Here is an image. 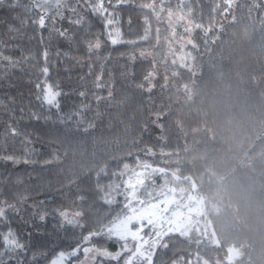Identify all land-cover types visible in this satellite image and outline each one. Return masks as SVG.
Returning <instances> with one entry per match:
<instances>
[{"label": "trees", "instance_id": "1", "mask_svg": "<svg viewBox=\"0 0 264 264\" xmlns=\"http://www.w3.org/2000/svg\"><path fill=\"white\" fill-rule=\"evenodd\" d=\"M95 3L67 0L44 28L31 0L0 5V53L15 62L0 65V203L15 206L0 232L25 245L21 264H47L122 213L123 197L108 205L101 190L146 163L164 170L157 188L192 180L219 208L220 245L169 234L152 264H264V0H103V15ZM45 83L59 109L38 98Z\"/></svg>", "mask_w": 264, "mask_h": 264}, {"label": "snow or ice", "instance_id": "2", "mask_svg": "<svg viewBox=\"0 0 264 264\" xmlns=\"http://www.w3.org/2000/svg\"><path fill=\"white\" fill-rule=\"evenodd\" d=\"M5 0H0V5H3ZM19 0H16L18 5ZM68 7L67 0H31V10H38V15L35 23L39 28L45 27L46 19H49V14L54 13L55 16H63V9ZM92 11L103 15L107 12L104 7L103 0H96L95 4L91 5ZM73 13L76 12L75 8H72ZM82 17L75 16L73 22L80 24ZM107 19V17H106ZM112 21L108 19L110 24ZM188 31V29H185ZM61 36L67 37V33L60 32ZM207 34V33H206ZM111 35V34H110ZM119 36V33H116ZM112 43H116V39L112 40ZM89 51L93 48L99 49L100 43L97 41L94 45L89 44ZM195 47V45H193ZM45 58L47 52L44 53ZM8 60L9 66H14L15 62L9 57H4L0 53V65H3L4 60ZM42 72L47 75L48 68L45 66ZM40 88V85H37ZM43 95L38 97L42 103L47 104L50 107L59 109L58 97L60 93L54 91L50 84L45 83L43 88ZM83 95V93H81ZM73 116H77L76 127L82 122L83 117L80 113H72ZM62 123H69L70 119L64 116L60 117ZM87 129H85L86 131ZM15 134V130H13ZM7 159H13L11 156ZM138 171L129 172V166L124 165V172L119 174L113 173V175L123 176L128 173L127 178L123 181V184L109 183L104 189L101 190V195L104 203L111 205L115 202V197L121 195L123 197V211L113 218L109 224L103 225L98 232H90L86 236L81 237L80 243L72 247L69 251H60L54 258H51L49 264H69L73 258H76L75 264H98V258H105L108 260H119L124 253L128 255L123 260V264H152L155 250L159 247L160 238L164 233L165 227L170 224L169 202L170 190L167 187L158 191H149L152 187L151 183L146 184V181H150L152 174L158 173L164 177L165 173L163 169L155 168L150 164L139 165ZM100 174L107 175V168L101 167L97 172V177ZM14 205L6 203H0V222L4 221L6 213L9 209H13ZM59 215L62 223L73 226L82 227L83 225L78 220V217L82 216V213L77 211L70 214L68 211L60 210ZM43 218V217H41ZM148 229L152 233L151 236L146 237L145 229ZM94 237H101L106 240H115L121 244V251L117 253H111L106 248L98 247L92 244ZM130 242L134 246H130ZM0 264H5V257L9 258V264L12 257H16V264H21L19 256L25 253V245L20 241L18 236L10 228L7 232H0ZM82 253V259L80 258ZM36 257L33 256V259Z\"/></svg>", "mask_w": 264, "mask_h": 264}, {"label": "rangeland", "instance_id": "3", "mask_svg": "<svg viewBox=\"0 0 264 264\" xmlns=\"http://www.w3.org/2000/svg\"><path fill=\"white\" fill-rule=\"evenodd\" d=\"M157 175L158 173L152 174L151 178L153 179L151 181H146V184H152L149 191H158L164 188L162 186L157 188V185L152 183ZM179 183V185L167 187L170 190V202L168 205L170 224L165 227L158 248L162 246L167 235L176 233L189 238H195L199 242L206 240L212 241L211 243L214 245H220L214 232L212 220L210 219V214L218 213L219 208L214 202V206L208 203L207 198L198 191L197 185L192 180H188L186 183H182L180 180ZM145 233V238L152 235L147 228L145 229ZM130 246H134V244L130 242Z\"/></svg>", "mask_w": 264, "mask_h": 264}]
</instances>
